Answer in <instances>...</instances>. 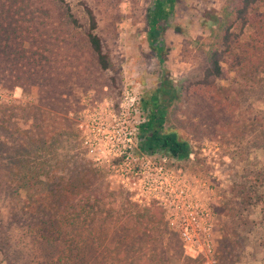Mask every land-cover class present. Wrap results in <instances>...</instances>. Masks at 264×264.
<instances>
[{"label":"rangeland","instance_id":"obj_1","mask_svg":"<svg viewBox=\"0 0 264 264\" xmlns=\"http://www.w3.org/2000/svg\"><path fill=\"white\" fill-rule=\"evenodd\" d=\"M154 1L0 0V264H58L66 251L67 242H44L9 221L23 219L16 167L32 155L28 137L50 142L55 127L73 135L54 142L48 165L77 156L112 196L103 228L95 221L91 245L85 250L79 241L64 264H264V45L258 54L255 27L234 20L239 0H173L158 57L147 35ZM87 11L109 62L104 70L87 44ZM218 20L230 25L236 41L220 62L223 75L205 84L204 51ZM163 79L177 95L164 128L187 142L189 155L180 161L154 156L164 168L209 185L214 256L208 263L182 252L155 204L130 200L119 180L94 163L77 128L102 124L106 131L115 123L131 130L144 120L139 99ZM138 213H146L139 224ZM150 213L161 221L148 222Z\"/></svg>","mask_w":264,"mask_h":264},{"label":"trees","instance_id":"obj_2","mask_svg":"<svg viewBox=\"0 0 264 264\" xmlns=\"http://www.w3.org/2000/svg\"><path fill=\"white\" fill-rule=\"evenodd\" d=\"M58 1L62 2V0ZM172 1L155 0L148 14L149 45L158 57L161 56V36ZM87 15L89 20V32L86 34L87 44L96 55L98 66L103 70L107 69L109 62L100 53L98 37L91 32L95 27L93 17L89 11ZM233 16L241 26L255 27L254 38L257 42L259 41V44L253 45V48L259 54L260 48L264 45V0H239ZM66 21L72 26L77 24L68 11ZM235 41L230 25L218 20L212 41L204 51L206 68L203 72V81L205 84L223 75L220 62H223L225 56L231 55ZM233 60L236 61L235 58ZM172 98L177 99V95L163 79L151 93L139 99V108L145 116L143 122L138 125L137 139L141 151L149 154L164 153L169 158L180 161L188 157L189 145L179 138L175 131L164 128L167 120V107ZM45 132L44 130L43 133ZM51 134L47 135L49 138L46 137L51 138L50 142L47 139L28 137L32 144L29 145V148L33 150L32 155L23 156L17 162L16 167L17 182L25 192V198L20 206L23 219L19 223L11 215L9 221L24 233L44 242H67L64 255L57 260L58 264H64L63 259H68L66 256H69L68 253L72 248H77L79 241L84 244L85 250L91 245V232L95 221L98 222L100 228H103L105 220L111 216V208L106 205L112 196L102 184L99 174L89 168L85 161L77 159V156L64 155L63 158L55 159L56 163L53 168L48 165L46 157L54 152L57 145L54 142L59 143L61 137L66 141L68 134L73 135L68 127L51 128ZM54 171H64L67 177L55 176L52 174ZM159 213L157 215L147 214V221L159 223L161 221ZM144 214H136L135 223L139 224L136 219L144 218Z\"/></svg>","mask_w":264,"mask_h":264},{"label":"built area","instance_id":"obj_3","mask_svg":"<svg viewBox=\"0 0 264 264\" xmlns=\"http://www.w3.org/2000/svg\"><path fill=\"white\" fill-rule=\"evenodd\" d=\"M139 124L131 130L115 123L106 125V131L102 124H79L77 128L82 147L96 165L106 168L109 177L119 180L130 200L146 206L153 203L161 210L184 254L212 261L214 202L209 185L199 177L166 169L155 153L141 151L136 139Z\"/></svg>","mask_w":264,"mask_h":264}]
</instances>
